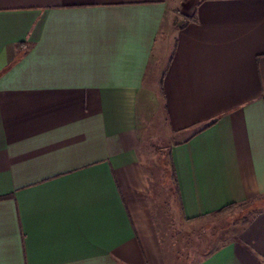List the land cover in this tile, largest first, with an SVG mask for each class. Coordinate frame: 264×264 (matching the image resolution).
Instances as JSON below:
<instances>
[{
    "label": "crops",
    "instance_id": "1",
    "mask_svg": "<svg viewBox=\"0 0 264 264\" xmlns=\"http://www.w3.org/2000/svg\"><path fill=\"white\" fill-rule=\"evenodd\" d=\"M153 120L185 222L252 208L186 264H264V0H0V264H179Z\"/></svg>",
    "mask_w": 264,
    "mask_h": 264
},
{
    "label": "rangeland",
    "instance_id": "2",
    "mask_svg": "<svg viewBox=\"0 0 264 264\" xmlns=\"http://www.w3.org/2000/svg\"><path fill=\"white\" fill-rule=\"evenodd\" d=\"M167 140L156 120L146 126L143 145L148 162L147 172L150 173L154 190L153 197L156 199V207L163 223L159 226L162 230L160 235L166 247L165 252L171 257L181 253L182 259L179 264H186L185 254L189 253L192 256L197 250L207 254L234 238L238 229L252 213V208H247V204H243L239 206L238 213L216 215L209 218L208 223L185 222L175 205L173 187L168 176H165L169 145Z\"/></svg>",
    "mask_w": 264,
    "mask_h": 264
},
{
    "label": "trees",
    "instance_id": "3",
    "mask_svg": "<svg viewBox=\"0 0 264 264\" xmlns=\"http://www.w3.org/2000/svg\"><path fill=\"white\" fill-rule=\"evenodd\" d=\"M166 168L170 174V184H174L175 183V173H174V168H173V165L170 161V159H168V162L166 163ZM177 193V191H176ZM235 204H231V205H228V206H225L223 208H220L218 209L215 213H224L226 211H228L229 209L233 208Z\"/></svg>",
    "mask_w": 264,
    "mask_h": 264
}]
</instances>
